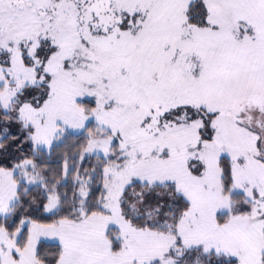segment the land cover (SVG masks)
I'll list each match as a JSON object with an SVG mask.
<instances>
[{"label":"snow or ice","instance_id":"1","mask_svg":"<svg viewBox=\"0 0 264 264\" xmlns=\"http://www.w3.org/2000/svg\"><path fill=\"white\" fill-rule=\"evenodd\" d=\"M0 264H264V0H0Z\"/></svg>","mask_w":264,"mask_h":264}]
</instances>
